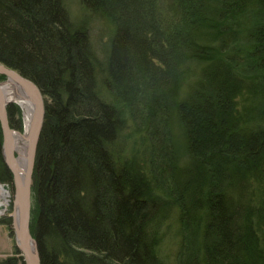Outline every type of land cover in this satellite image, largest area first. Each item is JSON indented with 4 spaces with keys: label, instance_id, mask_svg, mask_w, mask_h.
<instances>
[{
    "label": "trees",
    "instance_id": "16d2710c",
    "mask_svg": "<svg viewBox=\"0 0 264 264\" xmlns=\"http://www.w3.org/2000/svg\"><path fill=\"white\" fill-rule=\"evenodd\" d=\"M80 3L112 26L103 60L63 0H0V64L44 100L30 223L41 264H164L173 208L177 264H264V0ZM129 122L141 150L118 146ZM159 133L167 200L145 160ZM0 183L13 184L1 128ZM0 264L24 263L16 253Z\"/></svg>",
    "mask_w": 264,
    "mask_h": 264
},
{
    "label": "rangeland",
    "instance_id": "374dc122",
    "mask_svg": "<svg viewBox=\"0 0 264 264\" xmlns=\"http://www.w3.org/2000/svg\"><path fill=\"white\" fill-rule=\"evenodd\" d=\"M63 3L69 14L71 23H73L74 26L84 25V26L89 27V34H90L92 48L94 49V52L97 55V58L99 60H103L105 57L108 39L112 32V26H110L109 24L101 23L100 21L94 20V18H90L88 14L84 13L80 0H63ZM201 68H202V64L193 63L191 65L189 72L186 76L185 82L182 85L181 92L183 93V95L187 93L188 87L194 81V79L199 75ZM3 81L5 80H1L0 82H3ZM10 106H14L18 110V113H19V116L15 117V120L18 119L19 121V127H15L14 122L10 121V118H9L10 123L13 124L12 129L15 134L17 133L22 134L24 132V112L18 104L10 102V104L7 105L6 107L7 113H8V109ZM129 123L130 124L127 130L124 132L122 140L120 139L118 146L119 147L121 146L122 148H124L125 151H128V149L132 147V144H133V146L135 145V147L137 146L136 148H139L141 150L142 149L141 141L140 142L138 141L140 136L137 135L136 133H133V126L131 122ZM171 127H172L171 133L173 135V144H176V148L179 149V156H180L182 154V151H181L182 140L180 138L181 131L177 123H174L173 126ZM161 137H162V133L155 135V137L150 135L149 138L151 139V143L154 145L156 152L152 154L151 153L146 154L145 160H147L150 168H152L151 161L153 160V162L155 163L154 175L157 178V185H158L157 191L160 196L165 197L167 196L166 195L167 187H168L167 185L169 183L167 178L169 176V172H168L166 161L164 160L161 161L159 150L161 149L160 148L161 146H164L167 148V146H169L170 143L163 142V138ZM136 141L137 143H135ZM147 144H149V142ZM14 155L16 159L19 158L18 151H15ZM177 158L179 157L177 156ZM158 161H160L159 162L160 164H158ZM0 185L3 186L6 184L0 183ZM9 195H10L9 202H8L6 211L0 217V260L16 255V253L20 255V253L16 249L13 226L11 225V227H9L5 224H1L2 220H6L8 218H11V223H12V215H13V210H14L13 190H9ZM31 198H32L31 199L32 200L31 218H32V210L34 206L33 191H32ZM163 199H166V197ZM172 210H173L172 213L168 215L167 220L165 221V223L162 224V226L160 227V231H159L160 244L158 246V252H159V256L164 261V264H177V254H178V250H179L180 242H181L179 228L176 222L177 212L174 208ZM30 223H31V219H30Z\"/></svg>",
    "mask_w": 264,
    "mask_h": 264
},
{
    "label": "water",
    "instance_id": "95a60500",
    "mask_svg": "<svg viewBox=\"0 0 264 264\" xmlns=\"http://www.w3.org/2000/svg\"><path fill=\"white\" fill-rule=\"evenodd\" d=\"M0 75L5 81H13L28 95L33 103V118L28 138L26 166L23 172L19 170L14 155V141L12 130L9 128L7 117V102L0 83V126L2 129V154L4 162L13 175L14 210L12 226L15 236L16 249L20 253L24 264H41L37 244L30 232L31 204H32V175L35 164L36 148L44 118V101L39 88L29 79L22 77L16 71L0 64ZM8 190V186H3Z\"/></svg>",
    "mask_w": 264,
    "mask_h": 264
},
{
    "label": "bare ground",
    "instance_id": "6f19581e",
    "mask_svg": "<svg viewBox=\"0 0 264 264\" xmlns=\"http://www.w3.org/2000/svg\"><path fill=\"white\" fill-rule=\"evenodd\" d=\"M0 83H1V88L4 92L5 100L7 102L18 104L24 112V132L22 134L14 133L12 129L13 124L10 123L9 115L7 113L9 128L12 130V137L14 141V151H18V154H19V158H17L16 161H17L19 170L23 172L26 166L28 138H29L31 123H32V118H33V103L31 99L28 97V95L24 94V92L13 81L7 80V81H3ZM2 141H3V135H2ZM5 184L8 186L9 189L6 190L4 188V191L0 194V197H4L5 199H7L8 196H10L9 190H13L12 188L13 184L12 185H9L7 183Z\"/></svg>",
    "mask_w": 264,
    "mask_h": 264
},
{
    "label": "built area",
    "instance_id": "2783aa9c",
    "mask_svg": "<svg viewBox=\"0 0 264 264\" xmlns=\"http://www.w3.org/2000/svg\"><path fill=\"white\" fill-rule=\"evenodd\" d=\"M4 191V187L2 185H0V194ZM9 202V196L7 199H5L4 197H0V217L4 214V212L6 211L7 205Z\"/></svg>",
    "mask_w": 264,
    "mask_h": 264
}]
</instances>
